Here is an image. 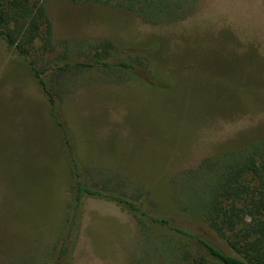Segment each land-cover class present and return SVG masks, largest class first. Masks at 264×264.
Returning <instances> with one entry per match:
<instances>
[{"label":"rangeland","instance_id":"374dc122","mask_svg":"<svg viewBox=\"0 0 264 264\" xmlns=\"http://www.w3.org/2000/svg\"><path fill=\"white\" fill-rule=\"evenodd\" d=\"M134 1L131 12L116 7L129 0H41L53 48L45 53L39 39L33 56L40 67L69 50L80 60L110 41L163 83L54 73L82 162L171 207L186 173L264 135V0H193L186 12L146 20ZM71 186L50 102L0 37V264L169 263L128 211L96 198L84 202L72 254L57 260Z\"/></svg>","mask_w":264,"mask_h":264},{"label":"trees","instance_id":"16d2710c","mask_svg":"<svg viewBox=\"0 0 264 264\" xmlns=\"http://www.w3.org/2000/svg\"><path fill=\"white\" fill-rule=\"evenodd\" d=\"M140 1L144 4L141 13H147L142 17L145 20L149 15L170 18L175 11L186 12L193 3V0ZM129 2L127 7L119 4L116 7L136 11V2ZM161 5L167 7L162 14L157 10ZM51 35L52 25L41 0H0V37L22 55L48 98L70 166L71 199L57 260L72 254L84 202L96 198L115 202L128 211L147 236L153 237L151 242L157 251L161 247L167 251L168 264H264V135L208 158L197 170L186 173L181 188L178 184L174 186L175 204L171 207L160 205L148 192L129 191L126 182L117 176L101 173L98 167L82 162L76 136L66 126L59 108L54 73L69 71L85 78L90 73H103L111 80L129 77L154 89L163 87V83L148 76L143 64L139 67L134 59L122 58L110 41L91 45L80 60L69 50V55L40 67L33 56L35 43L42 40L45 53H49L53 48ZM88 176L98 181L90 182Z\"/></svg>","mask_w":264,"mask_h":264}]
</instances>
